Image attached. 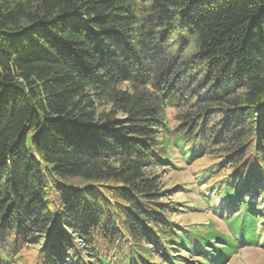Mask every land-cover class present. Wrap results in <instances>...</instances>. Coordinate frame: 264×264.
<instances>
[{
  "label": "trees",
  "instance_id": "trees-1",
  "mask_svg": "<svg viewBox=\"0 0 264 264\" xmlns=\"http://www.w3.org/2000/svg\"><path fill=\"white\" fill-rule=\"evenodd\" d=\"M202 158L218 219L182 222L164 181ZM263 237L264 0H0V264H226Z\"/></svg>",
  "mask_w": 264,
  "mask_h": 264
},
{
  "label": "rangeland",
  "instance_id": "rangeland-1",
  "mask_svg": "<svg viewBox=\"0 0 264 264\" xmlns=\"http://www.w3.org/2000/svg\"><path fill=\"white\" fill-rule=\"evenodd\" d=\"M173 111V110H172ZM171 118L173 117V112L170 113ZM210 163V159L208 158H202L201 160H198L193 163H185L181 162V164L184 166L183 170H174L173 172H169L166 175L165 181L168 183V186L172 187L176 183L184 182L187 183L186 186L190 184V190L189 192H181L178 195L174 196V199L177 201H180L184 203L186 206L181 207L182 210L177 214V217L182 222L186 223H201L206 221L209 216H214L218 219V217L215 216L210 210L206 209L204 212H200L196 209V203L197 202H203L202 194L203 192H207L208 190V184H201L199 185V182H194L197 180L196 175L199 170ZM192 182V183H190ZM194 189L196 192L194 193L195 200L191 201L189 200V197L191 193L194 192ZM224 201L221 199H216L214 201V205H223ZM264 241V237L262 239V242ZM226 264H264V247H252L248 246L246 248H242L232 256V259L227 262Z\"/></svg>",
  "mask_w": 264,
  "mask_h": 264
}]
</instances>
